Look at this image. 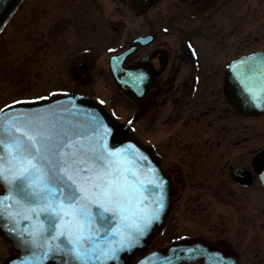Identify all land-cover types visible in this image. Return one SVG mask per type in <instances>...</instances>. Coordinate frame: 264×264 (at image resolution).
Instances as JSON below:
<instances>
[{"label": "flooded vegetation", "instance_id": "1", "mask_svg": "<svg viewBox=\"0 0 264 264\" xmlns=\"http://www.w3.org/2000/svg\"><path fill=\"white\" fill-rule=\"evenodd\" d=\"M40 1L57 8L42 4L21 20L30 45L21 51V75L37 78L28 67L58 48L68 55L67 81L74 88L14 102L93 96L75 87L98 84L96 54L103 49L109 58L130 49L122 67L131 70L134 87H146L141 96L135 89L132 113L123 121L131 120L140 138L147 135L142 140L167 182L169 207L147 246L125 264L180 246L194 249L196 258L178 264H264V110L250 111L252 102L264 103V0ZM50 13L57 14L41 18ZM16 254L0 230V264H27L14 260Z\"/></svg>", "mask_w": 264, "mask_h": 264}, {"label": "water", "instance_id": "2", "mask_svg": "<svg viewBox=\"0 0 264 264\" xmlns=\"http://www.w3.org/2000/svg\"><path fill=\"white\" fill-rule=\"evenodd\" d=\"M23 2L24 0H0V32ZM129 52L130 50H127L122 54L112 55L109 61L110 70L127 95L134 97L137 89V95L141 96L146 87L142 84L134 87L131 70L122 67L123 60ZM42 97L47 99L38 97L2 110L0 121L17 117L18 120L15 121L17 124L28 120L40 122L54 135L57 132L71 130L70 134L74 136L73 143L78 141L77 147L82 146L86 152L91 148L106 147L107 151L121 153L118 159L123 166L132 170L126 174L130 185H135L138 177L144 181L149 179L162 181L163 187L155 189L150 184L135 185L138 194L131 206L125 205L126 215L131 216L138 208H143L154 213L155 218L137 240L121 245L120 236L112 233L106 236L98 222L93 224L94 230L91 231L87 225L82 226L83 238L77 231L76 224L68 229L66 225L69 221L75 220V217L64 215V211L67 210L66 201L65 209L61 210L60 216L52 213L56 219V229L50 234L49 222L44 218L48 213L41 211L46 205L25 202L16 195L9 179L0 180L3 187V191L0 192V230L17 251L14 260H22L27 264H125L126 257L145 248L154 227L163 223L169 207L167 182L158 165L152 161L146 144L130 130V121L125 123L113 116L101 100L80 94ZM243 105V102H239L240 109H244ZM250 109V111H262L264 103L252 102ZM75 150V148L71 149V151ZM65 151L69 150L65 149ZM8 160L10 157L7 155V149H3L0 152V172H3L4 176L9 175L4 172V169L9 167ZM83 167L87 168V165ZM132 173H135V177ZM60 200H63V197ZM114 224L115 231L118 232L121 225L119 215L114 217ZM61 230L65 231L64 236L58 235ZM62 240L67 243H62ZM181 250L186 253L181 255L179 253ZM189 250L180 246L178 249L171 248L167 255L159 251L153 252L140 259L137 264H178L183 260L195 259V250Z\"/></svg>", "mask_w": 264, "mask_h": 264}, {"label": "snow or ice", "instance_id": "3", "mask_svg": "<svg viewBox=\"0 0 264 264\" xmlns=\"http://www.w3.org/2000/svg\"><path fill=\"white\" fill-rule=\"evenodd\" d=\"M16 120L18 118L13 117L0 121V152L7 149L10 157L9 167L4 169L9 175L0 172V180L9 179L16 195L25 202L46 205L41 211L48 213L44 218L49 222L50 234L56 229L52 213L60 216L66 201L64 215L75 217L66 227L70 229L76 224L81 238L82 226L87 225L91 231L96 222L106 236L118 234L121 245L133 243L143 235L155 218L154 213L138 208L128 216L125 205L131 206L136 200L138 190L135 185L150 184L160 189L162 181H144L136 177L135 185H130L126 174L132 170L118 159L121 153L107 151L106 147L91 148L86 152L82 146L77 147L78 141L73 143L71 130L54 135L43 123L28 120L17 124ZM73 148L76 150L71 151ZM132 175L135 177V173ZM117 215L121 220L118 232L114 224ZM58 235L64 236L65 231L61 230Z\"/></svg>", "mask_w": 264, "mask_h": 264}, {"label": "rangeland", "instance_id": "4", "mask_svg": "<svg viewBox=\"0 0 264 264\" xmlns=\"http://www.w3.org/2000/svg\"><path fill=\"white\" fill-rule=\"evenodd\" d=\"M37 1L40 0H31L26 5L25 12L18 13L6 32L0 37V109L20 97L44 93L51 89L59 92L74 88L69 86L67 81L69 73L65 58L68 55L65 52H59L58 48L50 49L46 53L42 52L38 56L37 62L28 67L32 74L37 75V78L32 77L31 80H28V77L21 75L20 69L24 63L21 51L26 45L30 46L26 42V37L29 36V28L23 29L21 20L31 19L34 14L32 11L40 9L42 4L51 7V9L57 8L56 2L41 3L40 1L36 3ZM54 14L57 13L43 14L41 18L49 20L50 16ZM60 15L65 14L60 13ZM96 57L98 72L95 73V80L98 84L88 87H75V90L88 92L94 98L97 96L103 98L106 108L121 120H125L132 113L130 97L112 81L108 69L109 52L103 49L101 54H96ZM101 68H105L104 74L99 73ZM142 138L146 140L147 135L142 133Z\"/></svg>", "mask_w": 264, "mask_h": 264}]
</instances>
